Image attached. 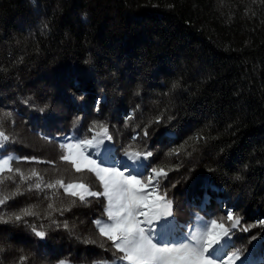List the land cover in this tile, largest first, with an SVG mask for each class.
<instances>
[{
    "label": "trees",
    "instance_id": "trees-1",
    "mask_svg": "<svg viewBox=\"0 0 264 264\" xmlns=\"http://www.w3.org/2000/svg\"><path fill=\"white\" fill-rule=\"evenodd\" d=\"M94 121L116 160L153 152L176 224L231 210L244 264H264V0H0L1 152L15 154L0 173V264L121 255L94 223L106 198L65 191H103L61 159Z\"/></svg>",
    "mask_w": 264,
    "mask_h": 264
},
{
    "label": "snow or ice",
    "instance_id": "snow-or-ice-1",
    "mask_svg": "<svg viewBox=\"0 0 264 264\" xmlns=\"http://www.w3.org/2000/svg\"><path fill=\"white\" fill-rule=\"evenodd\" d=\"M76 86H79L78 83ZM88 131L94 132V135L90 138L74 136L60 145L67 149V154L61 159L70 162L76 172L87 169L94 173L103 191H92L83 184H68L65 187L60 180L56 184L65 187L66 192L71 196H78L81 201L86 196L106 198L107 222L97 219L94 223L99 228L100 235L111 241L112 247L121 254L118 257L120 264H236L237 261L244 264L241 257L245 250L236 248L232 240L233 232L241 220L231 210L227 211L226 217L219 219L204 220L199 217L198 222L183 234L182 241L167 242V234L174 226L179 227L172 218V201L167 199L166 191H160L161 178H167L168 172L163 168L150 166L148 158L153 156L152 151L141 153L125 149L123 158L116 160L113 148L105 143V140L112 141V136L108 134L104 124L94 121ZM144 135H148L147 130ZM4 141H9V136L0 130V142ZM12 159L14 157L0 156V173L5 169L13 171L9 167ZM109 164L113 166H105ZM15 172L20 173V169H15ZM32 175H36L35 171ZM0 183L3 181L0 180ZM35 187L39 189L40 183ZM48 187L52 188L54 185L49 184ZM6 199L7 197L0 195V205ZM34 214L30 209H24L21 215L15 216V220L20 221L22 216ZM225 219L229 222L228 226ZM0 222L7 223L8 220L0 216ZM258 224L264 227V219L259 220ZM63 227H68L66 222ZM243 231L248 232L249 228L245 227ZM33 232L37 237H45L43 231H36L34 227ZM256 239V235L251 236V241ZM214 251L222 252V258L217 259L209 254ZM59 264L66 262L60 260Z\"/></svg>",
    "mask_w": 264,
    "mask_h": 264
},
{
    "label": "rangeland",
    "instance_id": "rangeland-1",
    "mask_svg": "<svg viewBox=\"0 0 264 264\" xmlns=\"http://www.w3.org/2000/svg\"><path fill=\"white\" fill-rule=\"evenodd\" d=\"M4 142H0V156H2L4 158H7L9 156L15 158V154L14 153L3 154L1 152V149L4 147ZM105 143L106 144H109L112 147L111 141L105 140ZM89 151H91V149ZM10 163H11V160L9 161V166H10ZM105 166H113V165L109 164V165H105ZM75 190L82 191V189H75ZM106 206H107V203H106ZM172 218H170V219H172ZM102 222H107V219L102 220ZM158 224H159V221H157V225ZM192 227H190V226L185 227L183 225H179V227L174 226L172 228V230L165 237V240L167 242H169V243H178V242H180V241L183 240V234L184 233H187ZM209 254L210 255H213L214 258H217V259L222 258V255H223V253L222 252H219V251H214V252H211ZM114 262H115V264H120L119 259H115V260H103V261H100L98 264H114ZM236 264H240V262L237 261Z\"/></svg>",
    "mask_w": 264,
    "mask_h": 264
}]
</instances>
